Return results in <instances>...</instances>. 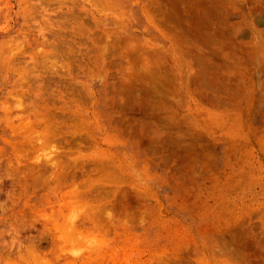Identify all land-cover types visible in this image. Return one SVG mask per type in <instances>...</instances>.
Wrapping results in <instances>:
<instances>
[{
    "label": "rangeland",
    "instance_id": "rangeland-1",
    "mask_svg": "<svg viewBox=\"0 0 264 264\" xmlns=\"http://www.w3.org/2000/svg\"><path fill=\"white\" fill-rule=\"evenodd\" d=\"M0 264H264V0H0Z\"/></svg>",
    "mask_w": 264,
    "mask_h": 264
},
{
    "label": "bare ground",
    "instance_id": "bare-ground-1",
    "mask_svg": "<svg viewBox=\"0 0 264 264\" xmlns=\"http://www.w3.org/2000/svg\"><path fill=\"white\" fill-rule=\"evenodd\" d=\"M39 33H40V32H39ZM57 34H58V33H57ZM40 35H42V34H40ZM40 35H39V36H40ZM42 36H43V35H42ZM42 36H41V37H42ZM20 47H21V46H20ZM21 48H22V47H21ZM18 50H20V48H19ZM69 50H70V49H69ZM20 51L23 52V49L20 50ZM19 53H20V52L18 51V54H19ZM21 54H22V53H20L19 55H21ZM22 55H23V54H22ZM22 55H21V56H22ZM66 55L68 56V54H66ZM24 56H25V55H24ZM30 56H31V55L28 54V57H30ZM25 57H27V56H25ZM20 59H21V58H20ZM30 60H31V59H30ZM32 60H33V59H32ZM32 60L30 61V63L32 62ZM46 62H47V61H46ZM64 63H65V62H64ZM65 65H66V64H65ZM67 70H68V69H67ZM36 76H37V75H36ZM40 76H41V75H40ZM36 78H37V77H36ZM38 78H39V77H38ZM40 78L42 79V77H40ZM36 80H37V79H36ZM38 81L40 82L39 79H38ZM41 81H42V80H41ZM38 88H40L39 85H38ZM41 88L43 89V85L41 86ZM41 88H40V91L42 90ZM44 88H45V86H44ZM37 91H39V90L37 89V90H36V93H33V95L36 94L35 97H39V99H40V96H41V99H42V97H44L45 94L42 93V94H43V96H42L41 94L37 93ZM41 92H42V91H41ZM41 92H40V93H41ZM50 93H51V92H50ZM37 94H38V96H37ZM58 94H59V93H58ZM39 95H40V96H39ZM59 96H60V95H59ZM35 99H37V98H35ZM45 101H46V100H45ZM52 101H53V99H52ZM60 101H61V100H60ZM32 103H33V102H32ZM32 103H31V104H32ZM34 103H35V102H34ZM29 104H30V103H29ZM31 104H30V105H31ZM35 104H36V103H35ZM43 104H44V103H43ZM43 104L41 103V106H42ZM39 105H40V104H39ZM39 105L37 106V107H38V108H37L38 110H40ZM44 105H45V104H44ZM41 106H40V107H41ZM30 107H31V106H30ZM34 107H35V106H34ZM34 110H35V109H33V112H34V113H35L36 111L38 112V110H35V111H34ZM37 112H36V113H37ZM29 113H30V112H29ZM37 114H38V113H37ZM27 116H28V115H27ZM29 116H30V115H29ZM27 121H28V120H27ZM58 183H59V180L56 178L54 185H57ZM99 202H100V204H102V201H99ZM118 203H119V202H117L116 204L118 205ZM110 204H111V203H110ZM113 205H114V204H113ZM107 206H108V204H107ZM119 208H120V207H119ZM118 210H119V209H118ZM134 214H136V213H134ZM59 238H60V236L57 237L56 239H59ZM31 247H33V246L31 245Z\"/></svg>",
    "mask_w": 264,
    "mask_h": 264
}]
</instances>
